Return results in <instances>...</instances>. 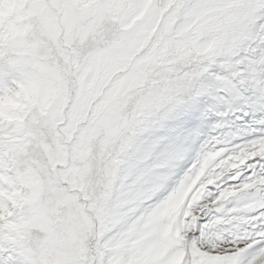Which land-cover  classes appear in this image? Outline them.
Masks as SVG:
<instances>
[{
	"label": "rangeland",
	"instance_id": "1",
	"mask_svg": "<svg viewBox=\"0 0 264 264\" xmlns=\"http://www.w3.org/2000/svg\"><path fill=\"white\" fill-rule=\"evenodd\" d=\"M109 1L121 44L92 55L97 73L90 77L83 68L78 91L66 79L65 98L74 93L75 100L60 124L63 110L50 103L42 115L30 108L27 90L38 81L39 68L64 82L71 50L61 49L62 66L46 63L42 54L49 35L52 44L64 45L74 27L79 30L80 12L69 0H0V264H168L174 250L175 264H200L202 251L211 252L215 242L203 236L197 247L187 233L173 232L188 181L217 167L242 168L264 152L260 120L240 128L225 121L195 153L187 143L162 148L159 131L194 98L210 58L187 54L178 43H157L160 29L145 42L139 34L143 0ZM232 2L243 5L242 15L226 18L216 37L224 58L212 62L223 69L221 80L240 89L237 95H250L245 88L264 94V58L254 55L247 30L232 29L255 16L262 0ZM86 10L90 22L99 15L97 6ZM53 123L65 142L58 143ZM190 153V167L177 176Z\"/></svg>",
	"mask_w": 264,
	"mask_h": 264
},
{
	"label": "snow or ice",
	"instance_id": "2",
	"mask_svg": "<svg viewBox=\"0 0 264 264\" xmlns=\"http://www.w3.org/2000/svg\"><path fill=\"white\" fill-rule=\"evenodd\" d=\"M143 4L147 9H141L144 23L139 34H145V42L160 29L157 43H178L187 54L210 58L192 89L194 98L159 131L161 147L187 143L195 153L201 141L220 131L227 120L237 128L260 120L264 129V94L245 88L250 95H237L240 89L221 80L218 73L223 69L212 62L224 58L217 34L225 29L226 18L242 15L243 5L232 0H143ZM258 7L255 16H245L247 22L233 24L232 29L247 30L254 39V55L264 58V0ZM191 161L190 153L178 165L177 176ZM188 183L192 186L174 217L173 232L187 233L197 247L203 236L215 242L211 252L202 251L200 264H264V152L254 154L242 168L222 172L217 167L198 182Z\"/></svg>",
	"mask_w": 264,
	"mask_h": 264
},
{
	"label": "trees",
	"instance_id": "3",
	"mask_svg": "<svg viewBox=\"0 0 264 264\" xmlns=\"http://www.w3.org/2000/svg\"><path fill=\"white\" fill-rule=\"evenodd\" d=\"M72 2L80 12V26L75 36L74 40L70 44H62L61 40L57 46L52 44V36H50L49 40L47 39L46 43V53L42 54V58L46 61V63L50 64L54 61L59 66L63 65L62 62V51L64 47L71 50V54L74 56L73 64L68 62L67 60L64 63L65 71L67 75L73 74L74 70L81 66L86 57L95 49L103 48L106 49L109 46L121 44L120 40H116L115 32L117 28V24L120 23L118 21L113 20L112 11L114 9V5L109 0H99L97 2L92 1H84V0H69ZM91 6H97L99 9V15L94 21H89L86 17L87 8ZM99 29V34L97 31ZM102 29V31H101ZM42 72V68H40ZM75 81L73 80L72 88L74 89ZM72 95L68 96L67 102L72 100ZM52 133V131H50ZM33 135V134H32Z\"/></svg>",
	"mask_w": 264,
	"mask_h": 264
},
{
	"label": "crops",
	"instance_id": "4",
	"mask_svg": "<svg viewBox=\"0 0 264 264\" xmlns=\"http://www.w3.org/2000/svg\"><path fill=\"white\" fill-rule=\"evenodd\" d=\"M76 28L74 27L73 32H71L68 36L67 40L74 39V33H75ZM98 51H103V50H97L93 52L89 58L87 59L85 65L82 66L80 71L77 74L78 77V82H80V73L82 72V69L85 68L89 71L90 77L95 76L97 73V65L99 62H96L94 59H92V55L94 53H98ZM37 82L35 83L34 87L31 90H27V102H36L38 103L43 109L46 108L50 103H55L57 104L59 111L62 110V106L65 103V94L59 93L58 91V84L53 81L50 77H43L39 76L37 78ZM26 104V103H25ZM69 114V113H68ZM64 119V114L62 112V119ZM112 248H109V251H111ZM111 264V262L109 263ZM171 264V263H168Z\"/></svg>",
	"mask_w": 264,
	"mask_h": 264
},
{
	"label": "bare ground",
	"instance_id": "5",
	"mask_svg": "<svg viewBox=\"0 0 264 264\" xmlns=\"http://www.w3.org/2000/svg\"><path fill=\"white\" fill-rule=\"evenodd\" d=\"M154 169V168H153ZM153 172V171H152ZM135 186V185H134ZM127 188H128V186H126ZM127 190V189H126ZM129 191V190H128ZM127 192V191H126ZM129 192H132V191H129ZM177 194H178V192H177ZM177 194H175V195H177ZM178 196V195H177ZM180 196V195H179ZM182 196V195H181ZM127 199V198H126ZM173 202L172 203H174L175 202V198L172 200ZM177 203V202H176ZM178 205V204H177ZM155 209V208H154ZM113 218H114V216H113ZM139 228V227H138ZM149 232V231H148ZM147 233V232H146ZM151 233V232H150ZM153 233V232H152ZM159 233V232H158ZM130 234V233H129ZM116 239V238H115ZM118 239V238H117ZM150 246V245H149ZM148 246V247H149ZM148 247H146L145 248V250H148ZM151 247V246H150ZM149 247V248H150ZM155 247V246H154ZM154 249H156V248H154ZM150 250H152V248H150ZM150 250H148V251H150ZM142 251V250H141ZM156 251V250H155ZM162 251V250H161ZM160 251V252H161ZM152 252H153V250H152ZM150 254H152V253H150ZM153 256V255H152ZM177 255L175 254L172 258H174V257H176ZM155 258V257H154Z\"/></svg>",
	"mask_w": 264,
	"mask_h": 264
}]
</instances>
